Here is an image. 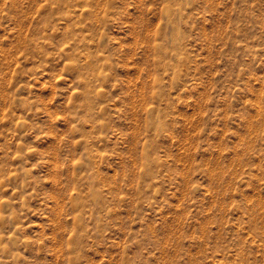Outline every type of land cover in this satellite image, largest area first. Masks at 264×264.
Instances as JSON below:
<instances>
[{
    "label": "rangeland",
    "instance_id": "1",
    "mask_svg": "<svg viewBox=\"0 0 264 264\" xmlns=\"http://www.w3.org/2000/svg\"><path fill=\"white\" fill-rule=\"evenodd\" d=\"M0 264H264V0H0Z\"/></svg>",
    "mask_w": 264,
    "mask_h": 264
}]
</instances>
